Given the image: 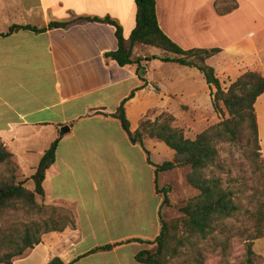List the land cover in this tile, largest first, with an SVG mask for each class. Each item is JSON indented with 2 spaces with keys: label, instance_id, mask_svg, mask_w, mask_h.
<instances>
[{
  "label": "crops",
  "instance_id": "obj_1",
  "mask_svg": "<svg viewBox=\"0 0 264 264\" xmlns=\"http://www.w3.org/2000/svg\"><path fill=\"white\" fill-rule=\"evenodd\" d=\"M216 1L156 0L160 28L185 51L220 49L207 64L223 87V79L231 85L247 72L264 76V0H236L238 9L224 16L216 12ZM79 18H109L128 39L136 27L135 0H0V140L19 168L18 179L29 180L30 189L42 157L59 140L43 184L45 196L37 201L75 220L74 227L43 234L41 243L14 264H48L54 258L66 264H123L126 252L141 264L136 256L150 245L131 242L93 251L158 237L162 197L146 151L155 165L166 162L162 154L172 161L175 153L156 139L133 145L110 115L134 93L125 105L134 132L143 119L160 112L177 117L173 102L212 101L215 91L197 69L164 63L163 51L145 45L134 52L135 60L142 59V76L137 65L121 67L107 58L118 49L116 28L109 23L2 36L13 26L44 29ZM255 113L264 158V94ZM65 126L70 131L61 136ZM168 173L159 174L160 189L168 187V176L161 181ZM154 200L155 217L148 214ZM255 243L264 258V238Z\"/></svg>",
  "mask_w": 264,
  "mask_h": 264
},
{
  "label": "trees",
  "instance_id": "obj_2",
  "mask_svg": "<svg viewBox=\"0 0 264 264\" xmlns=\"http://www.w3.org/2000/svg\"><path fill=\"white\" fill-rule=\"evenodd\" d=\"M230 2V3H229ZM136 27L130 38L123 36L122 28L109 18H79L71 22H52L48 28L13 26L2 36L11 35L21 30H31L36 33L48 29L67 28L79 22H104L116 28L118 39L117 51L107 54V58L116 61L121 67L137 65V73L143 75L142 59L134 58L137 45H145L165 53L160 60L164 63H176L181 66L197 69L204 77L212 91V104L217 113L222 108L229 118L209 127L204 132L189 139L184 132L175 127L174 115L162 112L155 120L145 118L139 129L131 130V123L126 114V103L134 93L124 100L115 113L110 116L117 119L127 133L133 145L144 146L147 139H156L174 151L172 161L162 165L152 163L149 152L147 162L155 168V185L157 193L162 197L159 213L160 233L153 242L143 240H128L114 245L97 248L93 251H108L131 242L150 245V249L139 252L136 261L141 264H170L171 260L187 256L181 264H207L205 250L207 246L227 256L231 249V240L240 237L245 243L244 264H264V258L254 251L255 241L264 238V158L261 154L259 128L255 113V104L264 94V76L257 72H247L225 89L217 77L214 68L207 61L220 53V49L183 50L171 40L160 28L157 16L156 0H135ZM236 0H217L216 12L220 16L227 15L238 9ZM142 79V78H141ZM146 82V80L142 79ZM102 114V113H100ZM109 116L107 114H103ZM246 142L254 150L246 152L249 155L257 177V187L249 188L241 178L224 179L226 164L221 158L224 145ZM59 140H56L42 157L36 173L30 178L34 188H28V181L18 179V166L13 162V156L7 151L0 140V165H5L7 176L0 177V214L18 205L36 209L40 214L49 215L42 223V233L61 232L66 227H74L75 220L67 211L54 207L40 205L38 197L45 196L44 181L49 169L55 164ZM254 152V154H253ZM254 155V156H253ZM189 168L187 183L199 194L190 199L181 208L182 217L167 220L162 217L164 206L171 204L170 188L160 189L158 176L160 173L176 169ZM230 175V174H227ZM233 223V226H228ZM239 223V228L235 224ZM242 227H241V226ZM40 226L26 230L21 239L22 248L0 256V264H14L13 259L24 255L28 249H34L41 243V236L32 234L40 231ZM16 244L15 241L10 242ZM203 244L205 247H202ZM193 249L195 255L188 256V250ZM48 264H66L61 259L54 258Z\"/></svg>",
  "mask_w": 264,
  "mask_h": 264
},
{
  "label": "rangeland",
  "instance_id": "obj_3",
  "mask_svg": "<svg viewBox=\"0 0 264 264\" xmlns=\"http://www.w3.org/2000/svg\"><path fill=\"white\" fill-rule=\"evenodd\" d=\"M223 81L226 84V87L224 86L225 89H228L230 83H227L226 79H223ZM172 107L174 109V114L177 116L175 117L176 121L174 126L181 129L185 136L192 140L209 127L217 125L223 120L229 118V115L224 108H222L221 113H217L214 110L212 101H210L209 98H207V100L204 102L196 104H180L173 102ZM157 116L158 115H156V117ZM159 146H161L163 150L170 152V154H174V152L165 144L160 143ZM249 149L254 150L252 147L249 148L246 142L233 145H224L221 149V158L226 164L224 179L229 180L230 178H241L246 182L249 188H253L257 187L258 183L257 177L254 175L253 165L249 160V155L246 153L249 151ZM156 157L157 156L155 155V160L157 159ZM160 159L168 161L167 159L169 158L167 154L164 153L161 155ZM189 172V168L178 169L172 171L171 174L169 172V175H164V177H162L161 181L163 185L165 176H168V187L170 188L171 199V204L169 206H164L162 210V217L164 219L172 220L182 217L181 208L184 207L190 199L196 197L199 194L197 190L192 188L187 183L186 176ZM8 174L9 173L7 172L6 166L0 165V177L7 176ZM105 198L108 201V192L105 193ZM149 203L150 211L148 214H152V216L155 217V200L150 201ZM48 217L49 215L40 214L37 209L35 211H30L28 208L23 207L22 205H18L3 214H0V256L22 248L23 245L21 243V239L24 237V234L28 229L33 230L35 226H40V231L36 233H33L32 231V234L35 237H40L43 229L42 223ZM228 226H233V223ZM235 227L239 228V223H236ZM12 241H15L16 244H11L10 242ZM255 244L254 251L256 254H258ZM201 246L205 247L203 244H201ZM150 248L151 247H148L147 249ZM28 250H26L25 253ZM188 253V256L191 257L195 255V251L193 249H189ZM259 253L262 252L259 250ZM125 254L126 256H123V264H135V260L131 256V252H126ZM204 254L207 264H244L245 243L240 237H235L231 240V249L229 255L222 256L219 254V251L212 249L211 246L206 247ZM185 258H187V256L178 257L175 260H171L170 264H181Z\"/></svg>",
  "mask_w": 264,
  "mask_h": 264
},
{
  "label": "water",
  "instance_id": "obj_4",
  "mask_svg": "<svg viewBox=\"0 0 264 264\" xmlns=\"http://www.w3.org/2000/svg\"><path fill=\"white\" fill-rule=\"evenodd\" d=\"M69 131H70V128L68 126H65V127L61 128L60 135L63 136L65 134H67Z\"/></svg>",
  "mask_w": 264,
  "mask_h": 264
}]
</instances>
